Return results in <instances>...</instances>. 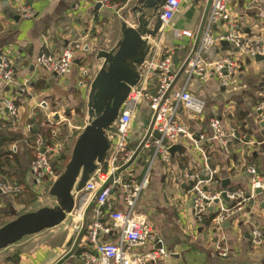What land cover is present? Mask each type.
Masks as SVG:
<instances>
[{
    "label": "built area",
    "instance_id": "obj_1",
    "mask_svg": "<svg viewBox=\"0 0 264 264\" xmlns=\"http://www.w3.org/2000/svg\"><path fill=\"white\" fill-rule=\"evenodd\" d=\"M8 1L20 17L27 19L33 17L24 0ZM87 1L100 5L102 9L115 10V6L109 5V0ZM183 1L185 0H167L159 9L160 29L153 38L145 37L149 51L138 67L137 84L130 87L116 120L106 131L109 141L106 157L97 165L96 171L90 176L84 188L80 192H74L78 207L75 206L72 214H75L77 222L73 219L71 225L78 233L84 209L101 190L87 216L86 230L82 238L87 247L81 255L83 264H156L165 261L168 255L163 241L152 222L140 211L139 201L148 187L150 174L156 165L160 164L165 174H169L171 168L179 169L173 162V158L179 153L171 157L172 146L186 144L199 158L202 166V174L191 165L180 170L183 183L189 187L187 194L193 200L192 215L197 222L203 220L208 208L214 205L215 201L217 204L222 201L223 192L231 205L229 208L219 206L213 213L210 222L214 228L232 221L236 212H244L254 199L256 190H260L261 193L264 191V175L252 165L246 167L250 177L246 190L212 192L208 189L212 184L219 183L216 180L218 171L209 163V152L219 149L230 157L231 145L242 140V132L236 122L233 105L227 104L224 107L223 118L215 112L207 117L208 132L194 131L190 128L191 121L202 124L206 107L204 97L193 91L191 81L206 83L213 79L219 89L232 88L238 92L237 74L240 62L238 55L252 62L257 56L264 58V36L250 38L239 29L231 16L229 0H210L199 44L177 79L179 69L191 52L199 29L198 27L192 31L182 30L173 34L175 39L180 36L192 40L185 58L177 65L174 64V50L165 46V38L171 21L179 13ZM251 6L264 25V0H252ZM218 26H222L223 31L215 32ZM224 46L230 48L228 50L230 53L227 51L226 55L221 57L218 52H224ZM85 48L87 46L74 43L66 46L58 55L42 52L37 57L36 63L47 74L56 78L64 77L72 72L74 62L78 59L77 54L79 51L83 52ZM79 67L78 86L84 89L87 95L91 83L88 86L84 84L87 71ZM13 74L6 58L0 56V121L15 126L19 118L18 106L12 96L6 95L13 83ZM42 105L43 103L39 107ZM141 105L145 106L148 122L144 132L142 131L140 141L134 143L132 124ZM253 110L264 112V101L253 106ZM152 120L154 122L151 133L141 152L129 167L117 173L132 158ZM262 128L264 142V127ZM27 129L29 131V127ZM154 133L158 134V138ZM246 145L252 146V143ZM41 148H45V154L40 152ZM34 149V159L29 164L32 181L37 188L50 189L58 175L54 173L49 158L59 154V147L45 145L41 136L37 135ZM8 151L10 154L18 153V146L13 144L9 146ZM134 164H136L135 168L132 167ZM0 191L2 195L11 197L23 193L19 185L10 183L6 179H0ZM251 242L254 245L262 243V232L256 227L252 228ZM217 249L219 257L226 256L225 247H217Z\"/></svg>",
    "mask_w": 264,
    "mask_h": 264
},
{
    "label": "crops",
    "instance_id": "obj_2",
    "mask_svg": "<svg viewBox=\"0 0 264 264\" xmlns=\"http://www.w3.org/2000/svg\"><path fill=\"white\" fill-rule=\"evenodd\" d=\"M133 1L127 0L120 8L128 6ZM229 1L231 16L239 29L250 38L264 36V28L258 21L255 9L251 6L252 0ZM24 2L32 12V18L20 17L8 0H0V56L6 58L14 73L13 83L6 95L15 99L19 112L18 123L15 126L9 122L0 121V139L4 137L14 139L13 144L18 146L21 164L25 163L29 166L26 153L29 137L27 122L39 116L42 119L47 118L50 125H55L67 115L74 117L78 111L77 107L82 102L85 104L83 100L86 97L85 91L78 86L79 61H82L83 55H89L88 50H93L96 33L103 31L102 37L96 39L99 43L91 61L93 71L96 68L97 73L102 62L95 60L96 53L99 50L114 49L122 35L121 24L116 27L115 23L109 25L106 20L108 13L115 10L96 8L95 4L87 0H24ZM205 7V0H185L181 4L179 13L171 21L169 31L166 33L165 46L173 50L177 49L179 62H182L187 55L192 40L182 37V41L175 40L173 34L182 30H196L200 25ZM14 15L19 16V19L14 20ZM128 26L136 28V21ZM221 31H223L222 26L215 29V32ZM74 43L84 46L89 44L90 48L88 49L89 46H87L85 53L79 51L77 63L67 76L56 78L37 65L36 59L42 52L58 55L66 46ZM229 49L228 46H224V52H218L219 56L226 55ZM239 60L238 92L229 88L231 100L221 102L214 111L205 110L202 124L197 121L190 122L191 130L208 132L207 117L215 112L223 118L224 107L227 104L233 105L235 111L237 107L245 111V133L241 131V142L231 145V156L227 157L219 149L211 150L208 154L210 166L218 171L216 180L219 183L208 187L212 192L223 190V180L230 182L225 190H246L250 181L246 172L248 165L256 167L258 172L264 175V142L261 126L264 123V112L253 110L254 101L263 98L264 95V62L256 63L240 58ZM81 64L84 65V63ZM211 80L213 79L207 82L208 86H217L216 81ZM221 91L226 92L228 89ZM198 93L206 99L202 92ZM41 103L43 105L39 107ZM145 112L144 109L143 116L141 113L142 118ZM137 121L135 116L132 124L133 135L137 133ZM246 143H252V146ZM181 146L183 152L177 154L173 162L177 165L182 159L184 167L191 165L201 173L202 166L199 158L186 144ZM176 169L179 176L176 173V180L171 181L167 179L169 174H165L161 165H156L148 187L139 201L141 212L154 225L168 255L165 261L156 264H264V191L255 195L244 212H236L233 220L229 221V226L226 227L224 223L219 228H214L211 222L203 226L192 215V199L187 194L189 187L183 183L180 169L175 168L174 172ZM28 175H30L29 171L26 180L31 178V175L29 178ZM230 205L229 200L222 199L220 203L209 207L213 208L212 212L207 211L205 217L211 219L219 206L229 208ZM17 210L14 197L0 195L1 217L13 215ZM62 225L64 224L53 228L54 231H59ZM253 227L262 232L260 245H254L251 242ZM68 228L69 232L66 236L60 238L56 236V243L52 240L53 238L48 239L37 235L27 240L22 239L9 248V252L0 253V264H14L11 261L16 255H18L17 264H55L71 248V246L67 248V245L71 241L74 230L72 225ZM217 247L226 248L225 257H219ZM86 249L85 243L81 240L76 253L63 264H83L81 255ZM77 252L80 254L77 255Z\"/></svg>",
    "mask_w": 264,
    "mask_h": 264
},
{
    "label": "water",
    "instance_id": "obj_3",
    "mask_svg": "<svg viewBox=\"0 0 264 264\" xmlns=\"http://www.w3.org/2000/svg\"><path fill=\"white\" fill-rule=\"evenodd\" d=\"M167 0H137L140 16L137 18V26L133 28L126 23L121 24V40L117 46L110 50H99L95 55V60L102 62L100 69L91 81L89 91L85 97V106L87 110L88 122L82 132L77 137L71 151L70 159L64 167L63 172L58 176L56 181L49 189V195L55 198L53 207H42L36 211L18 215L11 221L0 227V251L5 250L22 239L39 234L45 230L53 229L64 223L67 216L72 214L76 206L74 192H80L90 176L96 171L97 165L101 164L109 150V141L106 137V131L110 129L116 120L122 103L126 99L130 87L137 84L139 79L138 67L145 60L149 47L145 37H154L160 29L158 11ZM210 6V0H207L204 14L202 16L198 33L195 37L191 52L187 60L180 67L177 79L181 76L189 59L194 54L204 26L207 13ZM100 8V5H96ZM144 11H150L148 17L144 16ZM14 20L19 16L14 15ZM151 20V22H150ZM264 61L263 57L257 56L256 63ZM77 63V60L74 62ZM173 63L178 64L177 49L173 53ZM222 90V89H221ZM63 115V111L60 112ZM58 117V116H56ZM56 119V118H55ZM154 120L151 121L149 129L142 142L137 146L130 161L120 168V173L129 167L141 152L147 141ZM264 127V123L261 124ZM158 138V134L154 133ZM40 152L45 154V148ZM183 147L175 145L170 148L171 157L177 153H182ZM229 180L222 181V189L229 185ZM101 190L87 204L82 214L81 228L70 248V250L60 258L55 264H63L76 251L81 242L87 225V216L94 204V201ZM256 195L261 194L260 190L255 191ZM1 195V191H0ZM222 198L227 200L225 192ZM214 204H217L215 201ZM193 207V200L191 202ZM213 208H208L212 212ZM210 219L204 217L201 221L205 226ZM226 227L229 221L225 222Z\"/></svg>",
    "mask_w": 264,
    "mask_h": 264
},
{
    "label": "rangeland",
    "instance_id": "obj_4",
    "mask_svg": "<svg viewBox=\"0 0 264 264\" xmlns=\"http://www.w3.org/2000/svg\"><path fill=\"white\" fill-rule=\"evenodd\" d=\"M138 8H140V5H138L137 0L136 1L134 0L131 4H129L128 6H124L123 8H116L115 7V12L112 11V13H108L106 20H107L109 25H112L115 23L116 27L122 23H126L128 25L130 23H135V21L137 24V18L141 14L139 12L140 10ZM143 14L145 17H148L150 14V11H144ZM258 21L262 24L260 19H258ZM150 22H151V20H150ZM262 26L264 28L263 24H262ZM102 33H103V31H102ZM102 33H101V31H98L96 33L97 36H95V38H94L93 50L92 51L88 50L89 55L88 54L83 55L84 57H82V63H84L83 69H85L87 71V77H85V80H84L85 81L84 84L86 86H88L91 83V81L93 80L92 79L93 75L97 74L96 68L93 71V68L91 66V61L94 57L96 48L98 47V43H99V41H96V39L98 40V38L102 37V35L104 34V33L103 34ZM171 37H172V35H171ZM175 40L182 41L183 39L180 36H178ZM87 46H89V44H87ZM89 48H90V46L88 47V49ZM83 53H85V51H83ZM238 56L242 60L246 59L243 56H240V55H238ZM78 74H80V70H78ZM211 81L215 82V80H211ZM215 84H217V83L215 82ZM191 85L193 87V90L198 89L199 90L198 92H202L205 95V97H206V99H205V103H206L205 110L206 111L207 110L208 111H210V110L214 111V110H216L217 106L221 102H225L226 100H231L230 89H228V91H226V92H222L219 89L218 85L217 86L213 85L212 87H209L207 82L206 83H200V82L196 83V81H191ZM83 101H85V100H83ZM212 107H213V109H212ZM77 108H78V111L76 112V115L74 117L67 115L62 121H59L58 124H55L54 128H53V130L56 134V139L53 142L54 145L59 147V150L63 151L65 153V155H67L69 158H70L72 148L74 146V143H75L78 135L82 132L86 123L88 122V116H87V110H86L85 104H83V102H82ZM144 109H145V106H143V105H141L137 109V113H136V117L138 120L137 126H136L137 133H134V135H133V142L134 143H137L140 141V139L142 137V131L144 132V129L146 127V123H147L146 122L147 121V113L146 112H145L144 118H142V116L144 114ZM141 113H142V116H141ZM139 125H141V126L139 127ZM58 153H59V151H58ZM17 154H19V152ZM58 155L59 154H57L56 156H58ZM27 160L30 164V159L28 158ZM60 166H61V164H60ZM172 166H173V163H172ZM177 166H179L178 163H177ZM51 167H52V165H51ZM132 167L135 168L136 164H134ZM175 167H176V165L174 166V168ZM183 167H179V169L181 170ZM7 170H9L8 173L0 174V179L1 180L6 179L10 183L17 184L23 190V193L21 195L18 194L19 195L18 199H21V201H18L17 203L15 202L17 209H18L17 212L15 213L16 215H21L24 213L33 212V211H36L42 207H53V205L55 204V198H53L49 195V189L48 188H46V189L37 188L36 185L34 184V182L32 181V177L30 175H28V178H29V176L31 178L26 180L27 173L29 171L28 165H26L25 163L22 165L20 162L19 166H17L15 164V165H13V167H11ZM63 170H64V168L62 169L61 173L63 172ZM18 171H20L21 174ZM14 173L16 175H18L19 178L21 177L20 180H18V177H14V175H13ZM176 173L179 176L178 170L176 169L174 172V169L171 168L169 175H167V177H168L167 179L171 180V181L176 180V177H175V176H177ZM151 176H152V173L150 174V177ZM19 181H21V182L24 181L25 184H21V182H19ZM25 188H26V190H25ZM76 207H78V204ZM140 211H141V209H140ZM14 218L15 217L6 218L5 219L6 221H4V222H9ZM73 219H75V222H77L74 213L71 216L69 215L66 218V220L63 223L64 225H62V227H60L59 231H54L55 229H50V230H45V231H43L39 234H36V235L37 236H45L48 239L53 238L52 240L54 241V243H56V241H57V239H55V238H57L56 236H59V238H60L61 236H66L68 234V232H69L68 227H70V225L72 224ZM3 220H4V218H3ZM77 234L78 233L74 230V232L72 233V236H71L72 243L70 241L69 244L67 245V248L72 246ZM30 237H32V236L26 237L25 239L27 240ZM32 238H34V237H32ZM11 247H9V248H11ZM9 248L0 251V253L5 254V253L9 252V250H10Z\"/></svg>",
    "mask_w": 264,
    "mask_h": 264
},
{
    "label": "trees",
    "instance_id": "obj_5",
    "mask_svg": "<svg viewBox=\"0 0 264 264\" xmlns=\"http://www.w3.org/2000/svg\"><path fill=\"white\" fill-rule=\"evenodd\" d=\"M127 2V0H109V5L110 6H115L116 8H120L122 7L125 3ZM82 61H79V66H83V64H81ZM264 99L263 98H258L257 100L254 101L253 105L256 106L259 102H263ZM16 106L17 103L15 102ZM235 116H236V120L237 123L240 126V129L243 133H245L244 127H245V111L243 108H236L235 111ZM148 122V116H147V121ZM147 124V123H146ZM27 127H29V131H28V139H27V143H28V148H27V156L30 159V162L34 159V155H35V137L37 135H40L43 142L45 143V145L47 146H55L54 145V141L56 139V134L53 130L54 125H50V123L48 122V120L46 118L42 119L39 116L34 117L33 119L29 120L27 122ZM15 142L14 139L12 138H1L0 139V174H6L8 173L9 168L13 167V165H20V159H19V155L17 153H11L8 151V147L11 146L13 143ZM132 148L134 147V144L131 146ZM147 155V154H146ZM145 157V156H144ZM69 157L67 155H65V153L61 150H59V155L56 157H51L49 158V162L52 165L53 171L55 174L60 175L62 169L65 167V165L67 164V162L69 161ZM55 161V162H54ZM180 163H178V167H183V163L184 161L181 159L179 160ZM144 163V162H143ZM61 164V166H60ZM181 165V166H180ZM62 169H61V168ZM20 172V171H18ZM21 174V172H20ZM14 177H18V180H20L19 176L16 175L15 173L13 174ZM218 179V177H216ZM21 182V181H19ZM21 184H25L24 181L21 182ZM26 190V188H25ZM21 195V194H19ZM18 195V196H19ZM18 196L14 197L15 198V202L17 203L18 201H21V199H18ZM18 215L13 214V215H3L2 217L0 216V227L3 226L4 224H6L7 222L5 219L6 218H12V217H17ZM4 218V220H3ZM72 243V241H71ZM81 252V251H80ZM80 252H77V255L80 254ZM12 263L17 264L18 262V255H16L14 258H12Z\"/></svg>",
    "mask_w": 264,
    "mask_h": 264
}]
</instances>
